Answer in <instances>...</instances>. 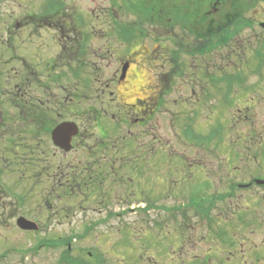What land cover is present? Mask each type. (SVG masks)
I'll return each instance as SVG.
<instances>
[{"label":"flooded vegetation","instance_id":"obj_1","mask_svg":"<svg viewBox=\"0 0 264 264\" xmlns=\"http://www.w3.org/2000/svg\"><path fill=\"white\" fill-rule=\"evenodd\" d=\"M202 1L190 0L195 13L176 19L178 23H181V28L182 26L189 28L190 23H197L195 30H189L190 34H194L193 38L186 40V33L182 29L171 31L169 36H161L164 40L158 41L156 46L149 50L152 51L151 55L146 57V60H161L160 62H163L165 67L166 58L169 55V60L174 62L176 70L167 73L164 82H167L168 86H178V84L190 86L188 94H184L181 88L175 89L177 90L173 103L175 110L169 102L163 99L161 101V98L155 96L138 99L137 105L141 108L137 109L134 104L127 101L130 100L129 92L124 91L120 96L118 95L116 89L119 85L125 83L130 88L128 77H130L131 69H134L132 67L135 64V56L138 55L135 50L130 52L129 43L135 40V36L132 35L135 33L134 29H138L140 37L153 35L144 30L140 23L130 25L129 30L114 32L113 35L118 43L117 52L118 54L123 53V57L113 75L105 77V72L101 68L100 75L96 77L94 74L95 78L90 79L85 70L88 66L85 57L88 32L80 31L75 24L79 12L72 20L71 10L67 9L66 0H45L40 12L39 10L32 11L23 16L41 18L40 27L54 30L51 33L59 45L58 54L64 59L51 57L52 59H42V62L35 63L22 52L21 45L14 46L4 59L1 58L4 50L0 47V163L2 164H0V173L4 172L1 166H8L10 171L16 174L15 185L9 188L3 184L5 181L0 174V225L6 223L8 209L21 208V200L27 199L26 194L21 195L22 192L19 190L21 182L27 183L26 186L33 183L28 190L29 194L31 197H40L43 200L47 214L50 212L51 198L66 199L64 201L66 205L78 200L81 201L79 208L86 209L87 205L94 204L98 207L104 204L102 198L105 202L108 198H117V183H126L130 188V183L124 176L127 175L129 180H134V175H130L133 174L130 168L139 165L143 167L142 171H139L140 176L146 173L158 177V180L149 179L147 185L153 189L158 182L165 196L167 195L162 197L168 199L172 193L180 191L179 188L181 191H190V193H177L174 197L176 199L182 197L184 200L172 205L153 203L154 200L150 201V199L154 195L144 194L141 198L145 197L149 201H145L146 205L143 208H123V212L111 211L103 218L104 220L117 218V216L131 212L144 214L150 210L160 212L162 219L157 224L161 225L159 228L165 238H162L161 245H158L162 248L154 249L156 250L152 258L155 259L154 264H264V237L260 241L257 238H247L244 234L245 231L250 230L258 233L264 231V215L262 216L264 204L261 202L264 196L259 195L254 198L249 196L251 194L255 196L254 193L258 191L264 194V174L255 175L249 172L251 173L249 175L237 176L233 173L235 170H230L229 160L226 162L224 159L216 160L219 166H224L225 163V166L229 168V173H233L226 177L230 185L223 191L216 192L213 190L214 184L208 174L212 172L209 168L213 166L211 160L201 161L198 158V161L196 158L188 159L181 158V156L180 159H175L173 157L175 154L170 152L171 150L176 151L171 140L153 132L151 143L140 145L144 147L139 148L141 153L144 151L143 156L130 158L129 136L132 134L130 123L139 121L141 125H146L147 118H149L148 113L152 115L159 110L165 116L167 129L175 134V145L194 152H199V150L207 152L213 156L214 152H218L213 146V143L218 140L215 130H221L223 134L224 130H228L227 126L214 127L212 125L210 121L214 120L215 114L218 113L223 121L227 118L232 121H235L233 119H249L251 110L255 106L264 104V82L261 79L255 81L250 79L257 75L263 78L261 69L264 68V40L259 41L260 45L255 48L252 58H249L250 61L245 60L243 53L235 48L236 41H239L241 45L242 34L247 29L262 26L264 10L259 11L257 7L263 8L264 0H248L245 4L242 3L243 1L236 0ZM23 2L26 7H31L34 3L30 0H23ZM200 2L207 3L206 9L200 8L203 5L199 4ZM121 3L120 0H111V8L121 6ZM159 4L161 5V1L156 5L147 4V7L157 8ZM249 9L255 14L250 16L246 14L250 12ZM110 10L107 13L109 17L114 13L113 9ZM0 19H2L1 16ZM82 19L86 20L84 14H80L77 20ZM220 22L225 24L219 25ZM72 24L73 30L70 29ZM131 28H133L132 31H130ZM6 33L9 34L10 31ZM259 35L261 38L264 37V28L261 27ZM219 49L225 50L224 53L221 52L223 61H235L241 58L245 62L242 65L239 64L238 67L218 62L214 54ZM156 50L157 55L154 54ZM108 51L112 53L110 46H108ZM35 55L37 58L40 57L39 53ZM65 56L74 58L70 63L72 65L66 62ZM60 60H62L61 63ZM215 62L218 63L217 67ZM248 64H250L249 73L240 70ZM194 69L205 73V81L201 84L193 77L192 72L188 73V70ZM193 83L196 85L194 86ZM54 84L61 90L62 96L52 91ZM248 85L252 94L250 96L249 91L246 90ZM198 86L207 88L201 92ZM129 88L125 90L128 91ZM243 91L246 92L239 96V93ZM215 95L222 97L217 101L221 104H218L221 110L214 108L213 97ZM156 99L159 100L156 101ZM93 101L99 105L93 104ZM234 109L238 112L235 113ZM110 112L113 113L111 121L108 117L109 124L106 125L102 118H106ZM132 113L140 117L131 115L132 119H130ZM203 115L210 122L208 128L197 126V119ZM60 129L75 130V133L70 135L69 140L68 138L59 139L55 136V131ZM198 130H208V132L203 135ZM96 133L99 135H97L99 140L93 144L95 146L94 155H87L88 140L94 138ZM43 135L49 136L45 145H42L41 141ZM37 137H41L40 140ZM187 137L196 142L202 140L203 148L190 143ZM259 146L262 147L263 142ZM39 150L38 154L41 157L38 159L41 158L43 165L38 167L37 163L31 162V157L35 156V152ZM54 150L57 151L56 154ZM76 150L83 151L82 159L69 158L66 161L63 156L58 163L52 161L56 159L58 152L70 155ZM245 150L242 159L238 153L240 163H236V170L239 168L240 171L245 172L247 167L252 168L264 164V150L261 152V157L257 153L254 154V159L250 158L252 149L248 147ZM23 151V155L27 156L25 158L19 156ZM132 165L133 167H130ZM198 173H205L207 183L204 188L199 187L201 182H197L196 174ZM111 177L116 178L117 181H113ZM138 182L141 181L138 180ZM95 207L90 206L89 209ZM216 209L222 211L226 221L218 222V217L212 213ZM251 214L254 217L248 218L247 215L251 216ZM191 215L203 222L198 221L200 224L196 223L197 225L190 224ZM23 217L25 216L19 211L13 219V225L21 230L23 229L18 224ZM25 218L40 225L35 219ZM94 223L90 224V228L97 225ZM171 223L174 228H168V232L164 233L166 232L164 229ZM174 224H178V227ZM198 230H204V233L196 236ZM5 243L6 239L3 244ZM141 244L143 245V242ZM144 246L148 248L147 243H144ZM12 250L18 252L15 247ZM12 250L8 252L4 248L0 252L1 263L10 257ZM90 257L92 253L86 254L83 258L65 254L62 264H102L100 258L97 257L94 263L90 262Z\"/></svg>","mask_w":264,"mask_h":264},{"label":"rangeland","instance_id":"obj_2","mask_svg":"<svg viewBox=\"0 0 264 264\" xmlns=\"http://www.w3.org/2000/svg\"><path fill=\"white\" fill-rule=\"evenodd\" d=\"M34 3L31 4V7H26L23 0H0V47L4 50L3 55L1 58H7L9 52L12 48L22 46L23 53L30 58V61L35 63L42 62V59H47L54 57L56 59H64L62 55H59V45L57 44V40L51 31L53 29L42 28L39 26V20L41 18H30V17H23L25 14L27 15L28 12L37 11L43 8V4L45 0H30ZM48 1V0H47ZM122 1V7H116L114 9V13L112 16L109 17L107 13H109V9L111 8V0H66L67 9L71 10L72 20L78 12L80 14H84L86 20H77L79 15H77L76 19V26L80 31H84L87 33L86 39V61L88 62V66L85 67L90 79H94L95 76L97 77L101 73V68H103L105 72V77H110L113 75V72L116 71L118 64H120V59L123 57V53L118 54V43L115 40V36L113 35L114 32L119 30V24L127 23L128 27L133 24L140 23L144 30L147 32L153 33L150 36H139L138 29H134L132 35L135 36V40L131 41L130 44V52L135 50L138 52V55L135 56V64L131 69L130 77H128L130 88L127 87V84H121L117 87L118 95L120 96L122 93L129 92L130 93V103L134 104L137 109L141 107L137 105L138 99L146 98L148 96H155L156 98H161L166 102H169L174 108V98L177 96V90L175 89H182L184 94H188L189 92V85L183 86L182 84H178V86H168L167 82H164V79L167 77V73L171 72L172 70H176L174 67V62L169 60V55L166 58L165 67L163 66V62L157 59H149L146 60V57L150 56L152 48L156 46V43L159 41L161 42V36H169L171 31H181L186 33V40L192 39L194 34H190L189 30H195V26L197 23H190L189 28L187 26L180 27V22L176 20L180 16L184 15H192L195 12L194 7H191L190 0H120ZM161 1V5L159 7L150 8L147 7V4L156 5ZM203 0L202 2H205ZM236 1H243L242 3L245 4L248 0H236ZM200 2L199 4H201ZM120 3V2H119ZM24 4V5H23ZM144 4H146L144 6ZM203 5L200 6L202 10L206 9L207 3H202ZM23 5V6H22ZM160 8V11H159ZM110 10V11H111ZM250 10V9H249ZM248 10V11H249ZM257 10L263 11L264 7H257ZM249 16L254 15L253 10L246 13ZM166 16V17H164ZM164 17V18H162ZM82 18V16H81ZM80 18V19H81ZM80 21V22H79ZM119 23V24H118ZM70 29L73 30V24L70 25ZM131 28L130 31H132ZM261 27L258 28L250 27L247 29L245 33L242 34V42L241 45L239 41H236L235 48L237 51L243 53V58L250 61L249 58H252L255 48L259 47V41L261 39L264 40V37L259 35V31ZM10 31L9 34L6 32ZM258 32V33H257ZM165 33V34H164ZM145 35V34H144ZM159 36V37H158ZM260 37V38H259ZM111 38V39H110ZM163 43V42H162ZM108 46H110L112 53L108 51ZM39 47V48H38ZM226 49V48H225ZM221 52H225L224 49H219L218 52H215L214 57L218 60V62L229 63L232 67H238V65H242L243 59L240 60L236 59L235 61L225 60L223 61V55ZM35 53H39L37 55ZM154 54H158V51H154ZM58 56V58H57ZM60 56V57H59ZM62 57V58H61ZM37 58V59H36ZM52 59V58H51ZM66 62L69 65H72V59L70 56H65ZM37 60V62H36ZM190 60V59H187ZM62 60H60L61 63ZM168 63V64H167ZM93 64V66H91ZM217 62H215V66L217 67ZM67 65V64H66ZM250 64L246 67H242V71H246L249 73L250 71ZM193 73L194 78H196L199 84L202 81H205V73L201 72L200 70H188V73ZM261 73L263 78H259L257 76L250 77L252 81L261 79L264 82V68L261 69ZM196 74V76H195ZM203 79V80H201ZM7 81V80H6ZM8 82V81H7ZM52 91L57 93L59 96H62V92L58 89V86L54 84ZM159 85V86H158ZM195 86L196 83H193ZM129 88L128 91L125 89ZM199 90L205 91L206 86L197 87ZM250 86L246 87L247 92L249 91L250 96ZM217 90V88H215ZM163 91V93H161ZM239 93V96H242ZM252 95V94H251ZM238 96V97H239ZM252 97V96H251ZM221 96L215 95L213 97V102L215 103V110H221V104L217 103V101L221 100ZM60 100V99H59ZM159 100V99H158ZM156 99V101H158ZM117 101V100H116ZM93 104L99 105V103L93 101ZM220 104V105H218ZM89 105V104H88ZM135 108V107H134ZM206 110V108H204ZM137 112L136 110H133ZM235 113L238 111L235 110ZM252 112L251 117L249 119H233L232 121L230 118L226 120H222L221 116L216 113L214 120L212 119V125L215 126H222L228 128V130H224V134L221 130H215L217 132V142L213 143L215 149L218 152H214L213 156H210L207 152H194L189 149H184L182 146L175 145L176 138L175 134L172 130H168L167 126L165 125L167 119L159 110H156L152 115L148 113L147 115V124L141 125L139 121H134L130 123V127L132 129V134H130V158H141L143 153H141V149L144 148L140 145L144 146L143 144L151 143L153 138L152 132L156 135L160 134L163 138H169L173 144V148L176 151H170L174 153L173 156L175 159L181 158H188L193 159L196 158L198 161L203 160H211L213 166L209 167L212 169L211 173H208L211 177L214 187L213 190L216 192L223 191L226 189L227 186L230 185L228 182L231 173L228 171L229 168L225 166H219L218 161L224 159L230 161L231 164L230 170H235L233 173L237 176L241 175H249L253 172L255 175L264 174V164L257 166H253L252 168L247 167L244 170L237 168L235 169L236 163L239 164L240 158L245 154V148L252 149V155L250 158L254 159V154H258L261 157V152L264 150V104H260L255 106ZM111 114L106 116V118H102V121L109 124L107 118H110L111 121ZM140 117L138 114L132 113L130 116ZM132 116L130 119H132ZM147 116V117H148ZM234 116V115H233ZM227 117V116H225ZM210 122L207 121L205 115L203 117H199L197 119L198 127H210ZM226 123V124H225ZM166 130H163L165 129ZM256 128V129H255ZM154 129V130H153ZM111 131V130H110ZM203 135H206L208 130L200 131ZM96 136L88 140V153L87 155L93 156L94 148L93 144L99 140ZM99 136V135H98ZM43 139L41 140L45 145L46 141L48 140L49 136H42ZM40 138L41 137H37ZM190 143L197 145L199 148H203L204 144L202 140L196 142L192 140L190 137H187ZM263 142V146L260 147V143ZM259 144V145H258ZM252 145V146H251ZM140 146V147H138ZM147 147V146H146ZM237 147V149H236ZM172 148V149H173ZM138 149V151H137ZM41 150V149H40ZM40 150L35 152V156H32L31 162L37 163V166L43 165L38 159L41 157ZM146 151V149H144ZM55 151V150H54ZM57 151H55L56 154ZM146 153V152H145ZM20 153L19 156H23L24 158L27 157ZM51 154V151H50ZM179 155V156H178ZM13 156V154H11ZM65 157L64 160H68L69 158L73 159H82L84 153L82 150L73 151L70 155H64L63 152H58L55 156L56 159H53L55 163H58L62 157ZM70 156V157H69ZM197 156V157H196ZM199 158V159H198ZM90 159V158H89ZM238 159V160H237ZM1 164V163H0ZM2 165V164H1ZM56 165V164H55ZM175 165V164H174ZM4 167V166H3ZM1 166L2 171L1 174L2 179L5 181L6 187H11L15 185L14 178L16 176L15 172L10 171L8 166L4 167ZM143 168V167H140ZM184 168V167H183ZM34 171V170H33ZM232 173V174H233ZM33 174V172L31 173ZM231 174V175H232ZM131 176L134 175V180L127 178V175L124 176L130 183V188L127 187L126 183L119 184L117 183L118 194L117 198L111 199L108 198L104 201V204L99 205H87L86 209L79 208L81 205V201L75 200L72 201L70 204H65L66 199H50V212L49 214L45 211V204L40 197H31L29 194V189L31 187V183L26 186V184L21 182L20 189L21 195L26 194L27 199L24 198L20 202L21 208H11L7 211L6 216V223L0 225V252L4 250V248L8 250H12L13 247L17 248L18 252L12 250L10 253V257L6 259L3 263L0 264H59L57 263L58 258L61 255L66 253L65 247H60L61 243L70 244L72 243L73 251L68 254L71 257H81L83 258L87 253L91 252L93 255L90 257V262L94 263L95 257H97L102 264H154L153 252H155L157 248H162L161 239L165 238V235L161 234L160 228L161 225L157 224L161 221V214L160 212H154L152 210L147 211L144 213L142 212H131L130 214H125L122 216H117L112 219L104 220L103 218L107 216V213L113 212H123V208H143L146 205L145 197L141 198L144 194H152L154 195L150 201L156 204H169L172 205L176 202L184 200L181 198H175L174 196L177 193H185L190 191H176L172 193L171 197L164 198L165 193H163V189L159 187L158 182L155 184L153 189L150 188L149 179H157L158 177L151 176L149 174L144 173L142 176L139 174H130ZM192 175V173H191ZM151 176V178L149 177ZM180 177L179 175H176ZM197 182H201L199 184L200 188H204L207 181L205 173H198L196 174ZM113 181L116 178L111 177ZM120 180V179H118ZM141 181V182H138ZM117 181V180H116ZM115 181V182H116ZM163 181V179L161 180ZM228 182V183H227ZM33 184V183H32ZM137 184V185H136ZM26 186V188H25ZM25 188V190H24ZM157 190H161L158 192ZM135 192V195L133 193ZM249 194V193H248ZM249 195L251 197H257L259 195L264 196V194L260 191ZM164 196V197H162ZM100 199V198H99ZM145 199V200H144ZM264 204V200L261 201ZM65 206V207H64ZM90 206H96L93 209H89ZM220 207V205H218ZM65 208V209H64ZM64 209V211H63ZM264 210V207H263ZM21 211L25 217H29L31 219H35L40 225V228L34 230H21L16 228L13 224L14 216ZM159 213V214H158ZM213 215L218 217V222L220 220L226 221L227 219L224 218L222 211L220 209H216L212 212ZM264 214H262L263 216ZM252 216V217H251ZM251 216L247 215L248 218H253L254 215ZM190 220V224H200L203 221L198 220V217L192 216ZM104 220V221H102ZM200 221V223L198 222ZM202 221V222H201ZM97 223V225L93 226L92 228L90 224ZM102 222V223H101ZM179 222V221H178ZM94 223V224H95ZM100 223V224H99ZM197 223V224H196ZM225 223V222H224ZM177 225L178 224H174ZM168 228H174L173 224L171 223L167 228L166 232H168ZM263 229V228H262ZM247 238H257L261 241L264 237L263 232H256V231H245ZM199 233L203 234L204 230L196 231V236ZM253 234V235H252ZM82 238V239H81ZM6 243L5 245L3 242ZM51 242V243H49ZM143 242V245L141 244ZM49 243V244H48ZM144 243L148 244V248L144 246ZM44 244V246L42 245ZM48 245V246H47ZM40 246V247H39ZM264 248V246H263ZM35 249V251H34ZM9 252V251H8ZM94 256V257H93ZM77 258V259H81ZM170 259V258H169ZM171 260V259H170ZM169 260V261H170ZM82 261V260H81Z\"/></svg>","mask_w":264,"mask_h":264},{"label":"water","instance_id":"obj_3","mask_svg":"<svg viewBox=\"0 0 264 264\" xmlns=\"http://www.w3.org/2000/svg\"><path fill=\"white\" fill-rule=\"evenodd\" d=\"M263 27H264V23L262 24ZM75 133V130H63V129H60V130H57L55 131V136H57L59 139H65V138H68L67 140H69L71 138L70 135H73ZM20 227L24 230H34V229H37V224H35L34 222L26 219V218H22L20 221H19V224Z\"/></svg>","mask_w":264,"mask_h":264},{"label":"trees","instance_id":"obj_4","mask_svg":"<svg viewBox=\"0 0 264 264\" xmlns=\"http://www.w3.org/2000/svg\"><path fill=\"white\" fill-rule=\"evenodd\" d=\"M128 23V22H127ZM127 23H123V24H119V30H129L130 29V27H128V24ZM223 24H225V23H222V22H220L219 23V25H223ZM131 159H133V158H131ZM135 159V158H134ZM137 165V164H136ZM130 167H133V165L132 166H130ZM129 167V168H130ZM130 170L133 172V173H135V174H139L141 171H142V169L139 167V165L138 166H134L133 168H130ZM136 170V171H135ZM140 171V172H139ZM141 198V197H140ZM146 199V198H145ZM144 199V200H145ZM141 200H142V198H141ZM146 201H149V199H146Z\"/></svg>","mask_w":264,"mask_h":264},{"label":"bare ground","instance_id":"obj_5","mask_svg":"<svg viewBox=\"0 0 264 264\" xmlns=\"http://www.w3.org/2000/svg\"><path fill=\"white\" fill-rule=\"evenodd\" d=\"M186 27V26H185ZM188 27H190V26H188Z\"/></svg>","mask_w":264,"mask_h":264}]
</instances>
